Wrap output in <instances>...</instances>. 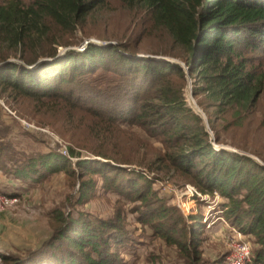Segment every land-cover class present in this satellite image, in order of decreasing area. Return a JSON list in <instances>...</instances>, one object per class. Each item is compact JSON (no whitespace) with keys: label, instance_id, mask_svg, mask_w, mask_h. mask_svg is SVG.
Here are the masks:
<instances>
[{"label":"trees","instance_id":"obj_1","mask_svg":"<svg viewBox=\"0 0 264 264\" xmlns=\"http://www.w3.org/2000/svg\"><path fill=\"white\" fill-rule=\"evenodd\" d=\"M121 2L141 15L143 31L167 36L170 47L152 55L181 59L195 81L194 96H205L206 107L223 119L232 116L226 128L243 126L264 95V71L255 64L261 56H252L264 55V0ZM110 3L10 0L0 4V97L19 104L21 114H27L20 106L25 100L53 103L72 118L71 124L79 116L76 123L89 127L92 136L91 144L70 138L68 155L51 150L18 161L8 154L10 145L0 144V168L24 184L60 172L82 179L98 176L127 202L141 203L137 219L175 245L188 264H198L203 216L186 217L177 206L157 198L152 177L133 168L152 170L153 162H145L137 152L128 157L118 151L123 128H139L165 149L157 170L177 171L202 194L217 192L225 200L221 208L228 224L253 239L255 248L247 264H264V166L251 157L215 148L203 118L187 103L184 68L155 58H132L127 44H90L84 53L70 50L59 57V49L71 45L69 39L88 17ZM12 59L26 65L7 63ZM42 59L52 61L29 68ZM99 70L113 78L106 89L84 79ZM209 123L220 144L216 120ZM7 130L0 128V139ZM81 149L89 159H84ZM80 185L78 204H83L96 181L82 180ZM54 215L59 226L48 241L22 255L0 254L1 264H44L39 261L43 254L52 258L47 264H127L110 252L112 245L127 241L120 215L109 221H92L84 214L73 218L54 211Z\"/></svg>","mask_w":264,"mask_h":264},{"label":"rangeland","instance_id":"obj_2","mask_svg":"<svg viewBox=\"0 0 264 264\" xmlns=\"http://www.w3.org/2000/svg\"><path fill=\"white\" fill-rule=\"evenodd\" d=\"M6 1L10 0H0V4ZM20 1L25 4L33 2V0ZM141 19V15L137 16L128 10L121 0H111L108 7L100 8L89 16L87 22L69 39L71 45L60 48L59 52H62L61 56H63L65 50L71 48L84 53L90 45L87 43L92 40L114 45L127 44L130 50L128 56L136 59L156 56L152 54L160 53L162 48L170 47L167 36L160 37L152 31H143V26L139 24ZM133 54L137 56L134 57ZM256 55L261 56V59H257L255 64L264 71V55L256 53L252 56ZM163 57L176 61L184 68L188 78L185 89L187 103L203 118L215 148L217 146L229 148L232 152L251 157L264 165V95L252 114L244 119L243 126L226 128V123L234 118L228 116L223 119L214 109L206 107L205 96H194L195 81L181 59ZM106 72L99 70L84 79L90 84L92 82L99 88L106 89L113 79ZM53 105L55 106L53 103L37 105L25 100L20 106L27 114H21L17 109L19 104L16 105L7 97H0V123H2L0 128L8 127V130L1 134L0 144L10 145L8 154H14L15 161H18V158L25 160L31 154L36 155L51 150H59L64 154L71 145L72 137L91 144L88 142L92 140L91 130L76 123L79 116L75 118L76 122L71 124L72 118L66 111H61L60 107L55 108ZM210 119L216 120L218 125L216 132L220 134V144L215 142L216 133L210 127ZM121 139L123 146L118 147V151L124 156L132 157L137 152L138 157L145 159V162H153L152 170L137 165L133 168L144 170L152 177L155 182L153 190L157 198L169 206H177L186 217L203 216L202 222L205 227L199 245L201 259L198 264H228L234 255L240 253V244L243 243H246L252 258L255 248L252 237L233 231L234 227L228 224L221 208L225 200L217 192L213 196L202 194L199 202L190 197V194L187 196L188 188L195 186L182 179L175 170L167 172L157 170L163 165L159 158H163L165 149L158 140L151 138L143 130L123 128ZM81 152L84 159L90 158L86 150L81 149ZM72 168L76 173L79 172L75 164ZM91 178L96 181V188L88 196L87 201L78 204L81 181ZM0 188L3 192L22 194L17 202L7 203L0 208V216L14 224L12 226L14 229H10L12 232L8 230V234L5 231L0 234L3 236L0 244L5 243L9 248L1 249L0 254L22 255L26 250L40 248L59 226L55 221L54 211H56L64 212L73 218H79L80 214H84L92 221H109L120 215L124 219L127 241L123 246H121L123 243L112 245L110 252L127 264H188L175 245L168 244L154 233L149 225L137 219L139 214L136 213V208H141V203L127 202L105 187L98 176H86L82 179L78 174L60 172L47 175L35 184H24L10 177L0 168ZM234 229L239 231L237 228ZM40 257L39 261L44 264L52 260L48 254Z\"/></svg>","mask_w":264,"mask_h":264},{"label":"built area","instance_id":"obj_3","mask_svg":"<svg viewBox=\"0 0 264 264\" xmlns=\"http://www.w3.org/2000/svg\"><path fill=\"white\" fill-rule=\"evenodd\" d=\"M65 155H68V151H64ZM190 197L195 198H202V193L198 192L197 188L195 187H189L188 192H186V195ZM22 196V194L19 193H7V192H1L0 191V208L10 202H17L19 197ZM234 232H238L241 234L240 231H237L236 229L232 228ZM241 248L239 249V254L234 255L229 261L228 264H247L250 262V252L249 248L247 247L246 243L240 244Z\"/></svg>","mask_w":264,"mask_h":264},{"label":"water","instance_id":"obj_4","mask_svg":"<svg viewBox=\"0 0 264 264\" xmlns=\"http://www.w3.org/2000/svg\"><path fill=\"white\" fill-rule=\"evenodd\" d=\"M89 44H93V45H96V46H100V47H107V46H110V45H114L113 43H109V44H106V43H102L100 41H97V40H92L90 42L87 43V45ZM70 50H75V49H71V48H68L65 50V53L70 51ZM62 52H59V57L61 56ZM148 58H155V59H158V60H165V61H170V62H173V63H177L176 61H172L168 58H165V57H160V56H147ZM50 62L52 60H49V59H42L40 60L35 66L33 67H29V68H35L36 66H38L40 63L42 62ZM18 63V64H21V65H26L23 61H17V60H9L7 63ZM179 64V63H178ZM189 73V72H188ZM218 150H227V151H232L230 150L229 148H226V147H219L217 146L216 147ZM261 165H263L261 162H259ZM264 166V165H263Z\"/></svg>","mask_w":264,"mask_h":264},{"label":"crops","instance_id":"obj_5","mask_svg":"<svg viewBox=\"0 0 264 264\" xmlns=\"http://www.w3.org/2000/svg\"><path fill=\"white\" fill-rule=\"evenodd\" d=\"M0 191L1 192H3V190H1V188H0ZM12 193V192H11ZM15 193H19V192H15ZM14 224H11L6 218L5 219H3L2 218V216H0V234L2 233V232H6V234H8V232L10 231V229H12ZM14 229V228H13ZM9 230V231H8ZM16 231V230H15ZM10 232H12V231H10ZM3 236H1L0 235V239L2 238ZM3 239V238H2ZM9 241V240H8ZM2 243H4V241H2ZM13 243H15V242H13ZM16 244V243H15ZM19 246H21V245H19ZM1 249H5V250H8L9 248H7V246H6V244L4 243L3 245L2 244H0V250ZM19 249H21V247L19 248ZM23 249V248H22Z\"/></svg>","mask_w":264,"mask_h":264}]
</instances>
